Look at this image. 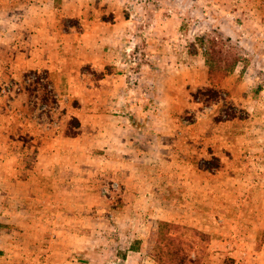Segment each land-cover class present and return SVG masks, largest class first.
I'll return each instance as SVG.
<instances>
[{"label":"rangeland","instance_id":"rangeland-1","mask_svg":"<svg viewBox=\"0 0 264 264\" xmlns=\"http://www.w3.org/2000/svg\"><path fill=\"white\" fill-rule=\"evenodd\" d=\"M0 264H264V0H0Z\"/></svg>","mask_w":264,"mask_h":264},{"label":"trees","instance_id":"trees-1","mask_svg":"<svg viewBox=\"0 0 264 264\" xmlns=\"http://www.w3.org/2000/svg\"><path fill=\"white\" fill-rule=\"evenodd\" d=\"M230 118H234V117H238L236 114H230L229 115ZM240 117V116H239Z\"/></svg>","mask_w":264,"mask_h":264},{"label":"built area","instance_id":"built-area-1","mask_svg":"<svg viewBox=\"0 0 264 264\" xmlns=\"http://www.w3.org/2000/svg\"><path fill=\"white\" fill-rule=\"evenodd\" d=\"M36 77V75L34 74V75H30V78H35Z\"/></svg>","mask_w":264,"mask_h":264},{"label":"crops","instance_id":"crops-1","mask_svg":"<svg viewBox=\"0 0 264 264\" xmlns=\"http://www.w3.org/2000/svg\"><path fill=\"white\" fill-rule=\"evenodd\" d=\"M43 64H46V60H45V61H43Z\"/></svg>","mask_w":264,"mask_h":264}]
</instances>
